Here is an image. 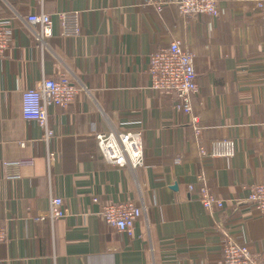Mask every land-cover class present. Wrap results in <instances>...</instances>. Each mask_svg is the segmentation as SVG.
I'll return each mask as SVG.
<instances>
[{
  "label": "crops",
  "instance_id": "1",
  "mask_svg": "<svg viewBox=\"0 0 264 264\" xmlns=\"http://www.w3.org/2000/svg\"><path fill=\"white\" fill-rule=\"evenodd\" d=\"M257 1L218 0V17H184L175 0H0L7 32L0 55V226L8 232L0 264H218L222 230L264 261V215L244 201L250 186L264 183V16ZM41 11L53 16L43 51L25 21ZM60 12L76 16L67 33ZM174 39L194 54L200 141L233 139L230 159L202 161L176 95L151 88L150 54ZM60 75L83 90L66 108L48 107L54 137L46 142L37 122L23 117L22 94ZM113 130L142 132L143 167L102 158L96 133ZM48 151L55 153L50 166ZM29 158L31 166L7 165ZM200 173L224 208L200 203ZM52 196L69 212L54 226L38 219ZM110 201L142 207L132 237L103 222L99 211Z\"/></svg>",
  "mask_w": 264,
  "mask_h": 264
},
{
  "label": "built area",
  "instance_id": "2",
  "mask_svg": "<svg viewBox=\"0 0 264 264\" xmlns=\"http://www.w3.org/2000/svg\"><path fill=\"white\" fill-rule=\"evenodd\" d=\"M43 5L46 0H36ZM180 14L184 17L208 15L219 16L218 0H175L174 2ZM158 12L162 11L160 2H153ZM256 6L264 16V0H258ZM64 31L67 33L68 19L74 14L64 12L57 13ZM69 16V17H68ZM76 17V16H75ZM30 30L40 49L44 50L46 40L53 36V16L41 11L25 17ZM73 34H79V25H74ZM64 32V33H65ZM7 32L0 28V55L7 46ZM148 74L151 88L155 91H167L177 97L175 109L190 116V126L194 132V142L199 158L206 159H230L236 154V143L231 138L211 140L204 145L200 141L203 126L200 119L193 112L192 98L198 91L197 74L194 66V54L182 47L180 40H172L167 47H162L152 52L149 57ZM83 88L76 86L66 75L57 78H43L40 84L34 88L24 90L22 94V114L26 120L35 121L43 130V139L49 142L54 137V132L49 124L48 107L57 106L66 108L75 99ZM98 148L102 158L117 167L130 166L133 169L143 167L146 164L144 153L143 135L141 131H119L96 133ZM53 151L47 152V163L50 166L54 159ZM34 159H21L8 162L7 165L31 166ZM19 175L12 179H19ZM201 181L198 192V200L208 210L222 209L225 206L224 199L214 194L206 182L204 173L198 175ZM188 190H195L194 184L188 185ZM93 202L98 203L99 198L93 195ZM244 201L251 205L258 213L264 215V183L250 186L249 194ZM142 207L134 201L107 202L101 206L99 215L103 222L114 227L118 232L129 237L134 235L135 224L142 215ZM69 212L64 205L63 198L52 196L49 208L38 216L40 221H46L54 226L56 221L68 217ZM223 241L221 255L218 264H264L246 244L235 240L233 235L222 230ZM8 239V232L0 226V242Z\"/></svg>",
  "mask_w": 264,
  "mask_h": 264
}]
</instances>
